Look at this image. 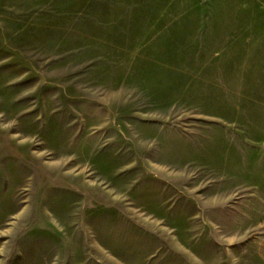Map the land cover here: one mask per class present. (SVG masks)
Returning <instances> with one entry per match:
<instances>
[{"label":"rangeland","instance_id":"rangeland-1","mask_svg":"<svg viewBox=\"0 0 264 264\" xmlns=\"http://www.w3.org/2000/svg\"><path fill=\"white\" fill-rule=\"evenodd\" d=\"M0 264H264V0H0Z\"/></svg>","mask_w":264,"mask_h":264},{"label":"crops","instance_id":"crops-1","mask_svg":"<svg viewBox=\"0 0 264 264\" xmlns=\"http://www.w3.org/2000/svg\"><path fill=\"white\" fill-rule=\"evenodd\" d=\"M191 7H189V9L187 11H184V17H186L187 13H191ZM248 29V34H247V48H248V54L251 52V50L253 49V51H255V48L257 47V45L260 43H262L263 41H261V39L257 40L255 35H251L250 34V30H252L254 28V26L252 25H247L246 27ZM239 36H233L232 38V43L236 44V42H239L240 40Z\"/></svg>","mask_w":264,"mask_h":264}]
</instances>
